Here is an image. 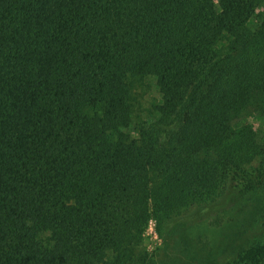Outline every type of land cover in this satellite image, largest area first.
Listing matches in <instances>:
<instances>
[{
    "label": "trees",
    "instance_id": "trees-1",
    "mask_svg": "<svg viewBox=\"0 0 264 264\" xmlns=\"http://www.w3.org/2000/svg\"><path fill=\"white\" fill-rule=\"evenodd\" d=\"M259 1L0 0V264H136L150 209L160 219L211 180L212 157L193 156L234 107L207 109L180 154L141 122L137 83L156 77L162 120L184 112L193 127L196 79L232 55ZM248 64L218 95L264 80V57ZM263 258L264 242L240 264Z\"/></svg>",
    "mask_w": 264,
    "mask_h": 264
},
{
    "label": "rangeland",
    "instance_id": "rangeland-1",
    "mask_svg": "<svg viewBox=\"0 0 264 264\" xmlns=\"http://www.w3.org/2000/svg\"><path fill=\"white\" fill-rule=\"evenodd\" d=\"M232 40V55L216 58L196 79L195 85L206 78L208 84L194 95L191 116L199 117L193 127L188 125L184 112L162 120V94L156 77L143 76L137 83L141 122L154 124L156 136L168 142L170 148L180 146V154L192 151L193 147L184 145L187 138L183 145L177 143L192 128H203L205 120L216 115L217 112L207 109L225 99L234 107L230 114L229 108L222 109L230 117L229 123L215 125L211 145L193 156L194 161H200L205 154L212 157L215 169L211 180L204 183L198 178L166 208L167 213L160 219L150 209L143 232L133 242V263L240 264L247 251L264 242V80L255 81L242 93L218 95L227 90V74L235 75L244 64L256 66L264 57V0L259 1L255 15ZM210 71L212 77L207 75ZM248 93L252 94L251 99L239 107ZM109 260L107 257L102 262L110 264ZM256 264H264V258Z\"/></svg>",
    "mask_w": 264,
    "mask_h": 264
}]
</instances>
